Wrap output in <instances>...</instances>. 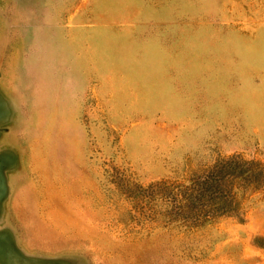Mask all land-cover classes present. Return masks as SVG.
Instances as JSON below:
<instances>
[{"label": "rangeland", "instance_id": "374dc122", "mask_svg": "<svg viewBox=\"0 0 264 264\" xmlns=\"http://www.w3.org/2000/svg\"><path fill=\"white\" fill-rule=\"evenodd\" d=\"M0 264H264V0H0Z\"/></svg>", "mask_w": 264, "mask_h": 264}, {"label": "trees", "instance_id": "16d2710c", "mask_svg": "<svg viewBox=\"0 0 264 264\" xmlns=\"http://www.w3.org/2000/svg\"><path fill=\"white\" fill-rule=\"evenodd\" d=\"M233 163V161H228L227 163H225V166H231V164ZM239 163V162H238ZM243 166V165H242ZM254 167L256 168H263L262 166H260L257 163H251L248 167H246V169H243L241 172V177L247 181L248 185H250L251 183L254 182V180L251 176H250V172L252 174H254ZM262 174V172L260 173ZM256 179H260L255 177ZM216 182H219V180H216ZM218 185V184H217ZM212 194H210V200H216L218 198H222L224 201H230L232 202V198H235L236 196L233 194L232 190H221L219 188H212L211 190ZM216 193V194H214ZM219 195V196H218ZM229 204V203H228ZM190 211H194V214H198L197 218H201L202 222H212L214 220L215 217H218L220 215H224L226 213L230 212V208H213V209H208V210H200V211H195L193 209H191Z\"/></svg>", "mask_w": 264, "mask_h": 264}]
</instances>
